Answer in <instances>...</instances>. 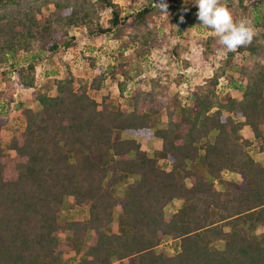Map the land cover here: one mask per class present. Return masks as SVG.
<instances>
[{
	"label": "trees",
	"instance_id": "trees-1",
	"mask_svg": "<svg viewBox=\"0 0 264 264\" xmlns=\"http://www.w3.org/2000/svg\"><path fill=\"white\" fill-rule=\"evenodd\" d=\"M175 1L163 0L167 9ZM159 2L146 0L127 22L113 0H0V66L10 67L0 90V264H264V233L256 235L264 228V165L242 137L248 129L264 154V30L236 50L251 59L240 65V84L233 87L240 97L220 96L217 73L180 106L160 91L159 79L149 92L136 86L124 95L131 80L126 65L98 68L92 79L78 80L77 89L68 72L53 81L56 96L35 95L39 110L17 105L23 127L1 136L16 87L36 86L39 53L49 57L60 44L68 48L74 39L67 38L69 29L83 27L90 37L115 30L114 38L126 36L143 59L164 43L149 26L163 10ZM49 4L54 10L37 19ZM98 10H110L108 29L94 23ZM253 27L264 28V13ZM205 43L209 50L216 45L211 38ZM119 75L126 108L94 97ZM163 110L166 127L156 130ZM130 136L159 138L161 149L150 157ZM64 196L72 198L76 220L59 219ZM174 200L181 206L165 218ZM117 206L121 213L113 224ZM169 237L174 254L157 252Z\"/></svg>",
	"mask_w": 264,
	"mask_h": 264
},
{
	"label": "rangeland",
	"instance_id": "rangeland-1",
	"mask_svg": "<svg viewBox=\"0 0 264 264\" xmlns=\"http://www.w3.org/2000/svg\"><path fill=\"white\" fill-rule=\"evenodd\" d=\"M93 3L96 0H91ZM256 0H243V7L248 8V12L244 13L239 6L238 0H221L226 4L235 20L246 19L253 26L254 18L259 13H264V0L259 6L255 4ZM122 13L123 18L128 16L124 21H130V15H135L146 4V0H113ZM193 0H176L169 4L170 9L158 11V16L150 23V27H155L159 31V37L164 39L163 46L160 49L152 48L149 54L143 59H137L134 52L137 49L136 44H130L128 38L123 36L121 39H115V30H110L106 34L90 37L83 27H72L68 31V36L73 37L71 45L66 48L59 45L56 54L45 56L39 53L36 71V86L33 90H24L16 87L13 94V108L9 112L6 126L1 132V136H7L9 132L22 128L23 118L17 110V105L24 108L39 110L41 107L35 100L38 93H46L50 96H56L57 92L53 81L62 79L68 72L74 76L73 88L77 89L78 80L92 79L101 68L103 72H110L112 67L116 65H126L131 80H127L124 88L126 95L132 88L139 86L143 91L149 92L152 88V81L159 79L158 84L161 86L160 91L166 92L171 98H176L180 102V106L188 102L191 94L199 87H205L206 82L214 73L219 75V83L217 91L221 97L227 94L232 97H240L241 93L234 91L233 87L240 84L238 70L243 63L248 64L251 59L246 54H237L235 52H227L220 49L216 43V37L211 30L200 27V22L196 19L197 9L192 5ZM257 7V9H256ZM54 10L52 4L42 7L40 13L36 15L37 19L46 16ZM98 18L95 24L103 29L109 28L108 20L110 18V10H98ZM183 17V20H181ZM256 36L264 30L263 27H254ZM213 39L216 43L210 50L205 46L207 39ZM40 49H36L39 52ZM30 57H28L29 59ZM264 63V61H263ZM9 65L2 64L0 66V90L4 88V79L2 73L9 70ZM123 76L109 77L108 81L94 93V97L101 99L109 97L113 107L126 108L125 97L121 96L118 91L117 84L122 81ZM175 112L178 113V107ZM156 130L166 127V113L163 110ZM125 138V136H122ZM242 137L253 143L251 154L253 157L264 165V154L256 151L258 142L253 138L248 129L242 130ZM134 139L139 147L144 150L148 156L155 155V148L161 147V140H146L137 136H130ZM3 148L6 150V142H2ZM151 145V146H148ZM12 156L14 151H9ZM132 157L133 154L131 153ZM228 174L223 175V179L227 180ZM239 181V179H237ZM216 184V183H215ZM125 185H118V191L124 189ZM216 188L221 190L222 186L216 184ZM116 191V192H118ZM72 198L64 196L61 202V208L58 216L61 221L76 220L74 213L70 209ZM171 205V204H169ZM168 205V206H169ZM178 207L180 205L177 204ZM167 207V206H166ZM165 207V208H166ZM164 208V209H165ZM164 215H169L170 208L164 210ZM171 216V215H170ZM170 216H167L170 217ZM166 217V216H165ZM264 233V228H259L256 235ZM70 233L59 236V240L64 242ZM85 239V245H86ZM173 242L171 238H166L164 244L157 248V252L165 251L166 254H174ZM223 243L218 245L222 248ZM85 247V246H84ZM62 262L68 260V256L61 257Z\"/></svg>",
	"mask_w": 264,
	"mask_h": 264
},
{
	"label": "clouds",
	"instance_id": "clouds-1",
	"mask_svg": "<svg viewBox=\"0 0 264 264\" xmlns=\"http://www.w3.org/2000/svg\"><path fill=\"white\" fill-rule=\"evenodd\" d=\"M158 4L167 11V4L163 0ZM192 5L197 9L195 15L200 22L199 26L212 31L222 50L235 52L238 48L249 45L256 35L251 22L246 19L235 20L221 0H193Z\"/></svg>",
	"mask_w": 264,
	"mask_h": 264
},
{
	"label": "crops",
	"instance_id": "crops-1",
	"mask_svg": "<svg viewBox=\"0 0 264 264\" xmlns=\"http://www.w3.org/2000/svg\"><path fill=\"white\" fill-rule=\"evenodd\" d=\"M152 140H154V139H152ZM151 140V141H152ZM148 146H151V145H148ZM161 149V147L160 148H155V150H157V151H159ZM139 179V177L138 176H135V177H133V179H132V181H137ZM117 191H118V188H117ZM119 197H122L123 196V194H124V189H121V191H118L117 193H116ZM180 203V205H179V207L181 206V202H179V201H176V200H174V201H172V203H171V205H169V206H167L164 210H165V212H166V209H168V208H170V213H169V215H164V217L165 218H167V216H170V215H172L173 213H175L178 209H179V207H178V205L177 204H179ZM120 213H121V209H120V207L119 206H117V207H115L114 208V210H113V224H116V221H117V219H118V216L120 215ZM91 236H92V232H89L88 233V235H87V237H86V243L88 244V242L90 241V238H91ZM111 264H127V260H121V261H119V260H116V259H112L111 260Z\"/></svg>",
	"mask_w": 264,
	"mask_h": 264
}]
</instances>
